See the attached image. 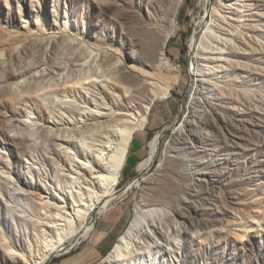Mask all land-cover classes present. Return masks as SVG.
Wrapping results in <instances>:
<instances>
[{
  "label": "rangeland",
  "instance_id": "374dc122",
  "mask_svg": "<svg viewBox=\"0 0 264 264\" xmlns=\"http://www.w3.org/2000/svg\"><path fill=\"white\" fill-rule=\"evenodd\" d=\"M170 3H177L173 13ZM202 18L218 35H199L192 51ZM88 46L100 49L97 59L89 60ZM118 56L137 76L132 95L102 83L53 92L86 79L89 67L101 73L93 61L102 68ZM9 70L18 72L3 82ZM79 94L100 115L76 106ZM116 98L147 121L133 133L120 172L118 187L128 191L102 211L124 206L130 224L139 209L163 212L183 236L187 264H264V0H209L207 7L205 0H0V264L9 242L14 264L38 258L56 213L84 198L78 190L88 194L91 168L83 160L95 159L89 150L104 137L89 126L110 120ZM165 130L155 162L140 174L149 142ZM154 232L157 240L145 238L139 251L172 264L173 238Z\"/></svg>",
  "mask_w": 264,
  "mask_h": 264
},
{
  "label": "bare ground",
  "instance_id": "6f19581e",
  "mask_svg": "<svg viewBox=\"0 0 264 264\" xmlns=\"http://www.w3.org/2000/svg\"><path fill=\"white\" fill-rule=\"evenodd\" d=\"M178 3H180V1ZM176 5L177 3H170V10L172 13L174 12ZM205 5L207 7L208 0H205ZM212 15L222 18L219 11L215 9H213ZM174 21L175 18H173V22ZM140 24L141 23H139V25ZM198 25L200 26V30L197 32L198 36H195L194 34L190 42V49L192 51L196 49L197 38L199 35H210L212 37L218 35L215 34L213 29L208 25L207 20L202 18L198 22ZM140 27L144 34L152 33L150 30L145 29L147 28L145 24L142 23ZM156 27H159V25H156ZM173 33L174 30L170 29L167 33V38L172 36ZM87 50L89 51V60L97 59L101 53L100 49L97 47L88 46ZM149 50L156 51L157 45H152ZM105 51L103 52L106 54L107 52ZM2 56L3 54H1V57ZM118 58L119 60L116 63L108 64L102 68L100 64L93 61L92 63L95 64L96 68H100L101 73H98L94 67H89L86 70L87 74L84 73L87 76L86 79L82 80V77L75 78L72 81H69L73 82L76 80L72 86L55 88L53 92L60 91L62 93L69 94L76 91L78 89L77 86H95L98 83H102L104 86H111V88L114 89V92L119 93V95H132L134 90L132 86L133 78L131 77L136 78L137 76H133L129 69L123 67V57L118 56ZM191 58V70L194 76L193 81L196 83L198 80V72L195 73V56L191 55ZM89 60H84L82 65L88 66V63H90ZM165 65L167 67H171V62H165ZM81 68L80 70L82 71L83 69ZM17 72L18 71L12 72L9 70L3 77V82L8 79H13ZM159 86L165 93L170 94L171 88L167 83H159ZM3 89L5 90L8 88L3 87ZM6 93L10 95L14 94L12 95L13 97L17 96V92L10 93L6 91ZM66 97L65 101L67 104L73 105L75 103L76 106L78 105L82 110L87 109L85 112H89L94 117L100 115V110L97 106L89 108L88 105L91 102L84 95L79 94V97L75 100V102H68L67 99L69 97ZM166 97L167 96L164 98ZM192 97L193 96L190 98ZM116 99H118V102L115 101L114 107L110 108L108 112L110 120L99 125H95L97 122L91 123L89 126V128L97 130L100 135L103 133L104 137H101L102 139L99 141V145H96L95 148L89 150L93 155H95V159L93 161L83 160L90 164L91 168V180L89 183V190H87L88 194L83 193V191L79 188L80 190L77 191V194L84 198H81L79 203L76 202L73 204L71 209L66 214L61 213L60 211L56 213L57 221L52 228V232H54L53 236L49 237L44 233V244L41 254L38 258L33 256V258L30 261H26L25 264H46L51 257L57 256L65 249L79 244L81 239L86 238L92 229V222L90 221L92 218L91 215L100 213L104 208L108 207L109 202L117 198L119 194L123 196L127 193V186L121 189L118 187L120 172L125 164L128 146L133 133L135 131H143L147 120L144 115H137L131 112L126 106V99ZM150 105L151 103L146 106L145 114L148 113ZM194 106V102L190 100L187 103L186 108L187 110H190L191 108H194ZM86 117H88V115H86ZM114 117L116 119L115 121ZM81 119L85 122L87 120L85 119V116H82ZM26 124L29 128H31V130H35L33 121L29 116L26 118ZM183 127L184 124L181 123L178 127H176L175 131L179 133L183 130ZM148 147L149 150L147 157L137 166V171L140 174L147 172L155 162L159 148L158 135L152 138ZM158 228H163L165 235L168 238H173V245L169 246L171 252L174 253V255L171 256L172 264H187V254L183 250V236L180 233H174L178 230V226L176 225L175 228H173L169 225L165 220L163 212L157 209L147 215L143 210H137L126 234L120 237L118 243L105 259H102L95 264H158L156 259L145 258L143 253L139 251V245L144 243L145 238L152 241L157 240L154 230ZM12 250H15L13 243H7L6 251L8 254L2 257V261L4 262L3 264L15 263L16 259ZM140 256H142V258H137Z\"/></svg>",
  "mask_w": 264,
  "mask_h": 264
},
{
  "label": "crops",
  "instance_id": "0c3cea01",
  "mask_svg": "<svg viewBox=\"0 0 264 264\" xmlns=\"http://www.w3.org/2000/svg\"><path fill=\"white\" fill-rule=\"evenodd\" d=\"M130 221L131 213L124 206L105 209L95 218L86 238L53 264H95L105 259L125 234Z\"/></svg>",
  "mask_w": 264,
  "mask_h": 264
},
{
  "label": "water",
  "instance_id": "95a60500",
  "mask_svg": "<svg viewBox=\"0 0 264 264\" xmlns=\"http://www.w3.org/2000/svg\"><path fill=\"white\" fill-rule=\"evenodd\" d=\"M208 1H209V0H208ZM167 131H168V130H165V131L160 132V133L158 134V139H160V137H161L163 134H165ZM94 220H95V217H94V215H93L92 220H91L92 224H93ZM126 231H127V230H126ZM125 233H126V232H125ZM80 242H81V241H80ZM80 242H79V243H80ZM77 245H78V244H77ZM77 245H76V246H77ZM74 247H75V245L69 247L68 249H65L62 253H60V254L57 255V256H61V255H63V254H66L67 252H69L70 250H72Z\"/></svg>",
  "mask_w": 264,
  "mask_h": 264
},
{
  "label": "trees",
  "instance_id": "16d2710c",
  "mask_svg": "<svg viewBox=\"0 0 264 264\" xmlns=\"http://www.w3.org/2000/svg\"><path fill=\"white\" fill-rule=\"evenodd\" d=\"M148 134H150V133H148Z\"/></svg>",
  "mask_w": 264,
  "mask_h": 264
}]
</instances>
